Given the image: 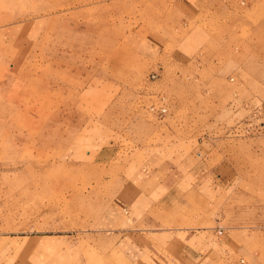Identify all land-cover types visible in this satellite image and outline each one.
<instances>
[{
	"label": "rangeland",
	"instance_id": "obj_1",
	"mask_svg": "<svg viewBox=\"0 0 264 264\" xmlns=\"http://www.w3.org/2000/svg\"><path fill=\"white\" fill-rule=\"evenodd\" d=\"M196 1L0 0L2 264L264 261V0Z\"/></svg>",
	"mask_w": 264,
	"mask_h": 264
},
{
	"label": "crops",
	"instance_id": "obj_2",
	"mask_svg": "<svg viewBox=\"0 0 264 264\" xmlns=\"http://www.w3.org/2000/svg\"><path fill=\"white\" fill-rule=\"evenodd\" d=\"M251 1L252 2H250V3H253V2L254 3H257L259 0H251ZM242 2L244 3L245 0H242ZM192 5H193V8H194V13L195 14L192 15V17L189 16L190 21L191 20H194L196 22H199V20L196 19L198 13L199 14H203V15L204 14H207V13L214 14V13L217 12V10L220 7H228V8H231L230 6H233L235 8L236 5H239V3L236 0H197ZM234 8H232V9H234ZM186 20H188V19H186ZM190 21H189V23H186V24H188V25L191 24ZM151 43L152 42L150 41L149 45L151 47L154 46L153 44L151 45ZM149 45H148V48H150ZM171 58H173L174 60H177V61L183 60L182 59L183 56H180L178 54L172 55ZM161 94H163V93H161ZM242 185H243V183H242ZM240 188H242V187H240ZM240 188H239V190H241V193H243L246 197H247V195L249 197L253 196L254 198H257L256 200H253V201L257 202L258 201V198H259L261 200V202H262V200L264 202V188H261V191L259 192L258 187H257V181L256 180L252 181L251 184L244 183V188H242V189H240ZM216 190H217V188L211 187L210 188L211 194H213ZM261 197L263 199H261ZM239 231L240 232H243L246 236H249L250 237V235L252 234V232L255 231V228H254V226H246V227L240 228ZM223 232H224V228H223ZM128 237H129V234L126 235V236L124 235V237H123L124 238L123 240L125 241V243H124L125 245H123V246L125 248H123L122 250L123 251L125 250V252H128L129 253L130 250L132 251V249H134V250L137 249V244H135V247H131L132 249H130V239H128ZM119 244L120 243L116 244V246L118 247ZM4 248H6V245H0V254L3 253V249ZM49 248H51V247H49ZM22 249H23V245L22 244H14V248H13L14 253H12V256L11 257H14V260L16 262L18 261V263H14V264H20V261L22 259ZM45 250L47 251L48 249H45ZM223 251L225 252L226 249L224 248ZM238 251H240L241 254H244V253L250 254V251L251 250L249 251V250L246 249L245 246H243L242 247V250H238ZM183 252H189L187 254V258H188V263L189 264H215V261H219L221 259H223V262L225 264H236L237 263L235 254L234 255L228 254V255L225 256L224 253H222V254L220 253L221 250L217 251L215 248L212 250L211 253L210 252H207L210 255H207L206 254V251L204 249L201 252H199L198 251V248L195 250V252L194 251H191L190 252L187 249L183 248ZM214 252L220 253V256L218 257L217 255L214 254ZM221 255H223V257ZM180 257L181 258H184L183 256H180ZM252 258L253 259L251 261V264H264V261H260L258 257H256V256L253 257L252 256ZM128 260L130 261V258L129 257H128ZM9 261H10V259H9ZM241 261H244V258H242ZM0 264H2V263L0 262Z\"/></svg>",
	"mask_w": 264,
	"mask_h": 264
},
{
	"label": "built area",
	"instance_id": "obj_3",
	"mask_svg": "<svg viewBox=\"0 0 264 264\" xmlns=\"http://www.w3.org/2000/svg\"><path fill=\"white\" fill-rule=\"evenodd\" d=\"M153 76H156V72L152 73ZM233 80L234 77H231ZM150 110L153 111L154 113L158 114L159 116H163L166 114L169 108V103L166 95H159V99L156 103H151L149 106ZM223 232V228H219V233Z\"/></svg>",
	"mask_w": 264,
	"mask_h": 264
},
{
	"label": "bare ground",
	"instance_id": "obj_4",
	"mask_svg": "<svg viewBox=\"0 0 264 264\" xmlns=\"http://www.w3.org/2000/svg\"><path fill=\"white\" fill-rule=\"evenodd\" d=\"M93 2V1H92ZM94 4V3H93ZM90 5V4H89ZM81 7V6H80ZM76 8V7H75Z\"/></svg>",
	"mask_w": 264,
	"mask_h": 264
}]
</instances>
